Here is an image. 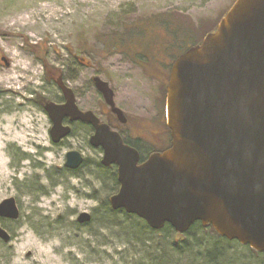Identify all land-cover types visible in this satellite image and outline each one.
<instances>
[{
	"label": "rangeland",
	"instance_id": "rangeland-1",
	"mask_svg": "<svg viewBox=\"0 0 264 264\" xmlns=\"http://www.w3.org/2000/svg\"><path fill=\"white\" fill-rule=\"evenodd\" d=\"M233 2L0 0V200L15 197L20 211L17 220L0 218L12 236L9 243L0 240V264H129L133 249L125 236L104 227L101 215H95L114 193L108 177L116 176V166L104 167L108 173L97 169L94 163L102 154L87 143L84 126L72 123V134L52 143L43 104L61 101L60 75L74 89L79 108L99 112L101 98L92 84L97 76L108 81L114 104L134 126L153 108L156 80L151 73L166 75L172 57L216 27ZM163 13L192 27L178 33L176 49H165L169 37L160 25L125 39V47L106 45L123 36L126 27ZM140 135L150 139L144 131ZM148 147L139 145L143 156ZM73 149L84 157L74 171L63 166L64 154ZM81 212L93 220L77 222ZM228 258L224 264L260 263L259 257L238 253Z\"/></svg>",
	"mask_w": 264,
	"mask_h": 264
},
{
	"label": "water",
	"instance_id": "water-1",
	"mask_svg": "<svg viewBox=\"0 0 264 264\" xmlns=\"http://www.w3.org/2000/svg\"><path fill=\"white\" fill-rule=\"evenodd\" d=\"M233 3L212 31L172 61L164 106L171 144L162 152L139 162L138 151L118 132L78 109L60 75L56 86L64 101L49 100L43 109L54 144L70 134L64 118L92 126L88 143L101 148L100 165L116 166L119 188L107 198L112 210L123 209L152 230L169 224L176 234L200 222L264 253V0ZM93 81L124 123L108 83L97 76ZM64 156L70 170L83 162L75 149ZM19 217L15 197L0 200V218ZM90 217L81 212L76 221ZM11 237L0 225V240Z\"/></svg>",
	"mask_w": 264,
	"mask_h": 264
},
{
	"label": "trees",
	"instance_id": "trees-1",
	"mask_svg": "<svg viewBox=\"0 0 264 264\" xmlns=\"http://www.w3.org/2000/svg\"><path fill=\"white\" fill-rule=\"evenodd\" d=\"M150 25H160L165 29L169 37V42L166 44L165 49H176L181 44L177 36L178 33L180 31L192 30V27L190 28L180 18L178 19L170 14H157L156 17H149V19H146L142 23L138 22L131 27H126V32L123 36L111 38L113 41H110V39L106 45L115 46L116 48L125 47L126 44H122L125 39L141 35L144 29ZM187 47L181 48V51L174 55L172 59L181 54ZM39 52L41 53V51ZM127 52L136 61V55H133L132 52ZM39 56L42 55L39 54ZM152 74L157 76L162 75L158 71ZM94 165L101 172H109L108 169L110 167L105 169L100 165L99 161H96ZM111 168L114 169L113 166ZM112 176V179H110L111 176L108 179L110 183L111 181L113 182L115 189L112 188L115 193L118 190L117 176H115V173ZM98 214L101 215L99 220L104 227L112 228L120 236H125L124 242L133 249L130 254L132 260L129 259V264H224L230 262L228 258L229 254L234 253L247 255V257L253 259L259 257V264H262L261 256H264V253L255 252L248 246L243 247L235 240L229 241L226 238H221L212 228L209 226L204 227L200 222L193 223L185 233L176 234L169 224H166L160 230H152L144 220L139 219L135 215L127 214L123 209L112 210L106 201L98 207V212H95V215ZM91 220H93L92 216L85 224H88Z\"/></svg>",
	"mask_w": 264,
	"mask_h": 264
},
{
	"label": "flooded vegetation",
	"instance_id": "flooded-vegetation-1",
	"mask_svg": "<svg viewBox=\"0 0 264 264\" xmlns=\"http://www.w3.org/2000/svg\"><path fill=\"white\" fill-rule=\"evenodd\" d=\"M79 61L82 62L83 59L81 58V60H79ZM172 61H173V59L170 61L171 63L168 66L166 75H163V73L160 70H159V74H162L161 76L160 75L157 76V75L152 74L151 78L156 80V84H155L156 85V94L154 95L155 97H153V102H152L153 108L151 110V113L148 116H144L142 118V120L137 119L134 126L130 125L131 119H129L127 114H125L124 111L118 105L114 104L115 107H118L119 109L122 110L123 115H124V119L126 121L124 123H122L120 120H118L117 115L112 111V109L109 107V105L106 103V101L102 97L101 93L95 87L93 79H92V84H93L94 88H96V90L99 94V97L101 98V102H99V105L97 108V110L99 112H96L95 110L94 111L90 110L88 108H85V109L79 108V106L77 104L75 91L73 88H70V89H72V92L74 95V100H75V103H76L78 109L81 110L82 112L83 111H91L93 114L96 115V117L98 118V120L101 123L108 124L109 128L112 131L118 132L124 143L134 147L138 151V153L140 154L139 162L146 159L153 152H162L164 149L168 148L171 144L170 130L168 129L167 124H166L165 107L164 106H165V92H166L167 82H168V78H169V74H170L169 70H170V66L172 64ZM113 97L114 96H112V98ZM113 100H114V98H113ZM63 101L64 100H63L62 95H61V101L60 102H63ZM60 102H56V103H60ZM114 103H115V101H114ZM63 123L70 125V133L72 132V126L71 125L73 123L74 125L76 124L78 126H81V127L84 126L86 128V131L89 132L88 133V139L92 134H94L92 126L90 124L85 123V122H81L79 120L69 122L68 118H64ZM136 130L144 131L146 134H148L150 136V139L145 140L141 137V135L139 136L140 131L135 134ZM88 139H87V143H88ZM140 144L150 145V147H148L146 149V150H148L147 155L143 156L142 152H140V148H139ZM96 148L102 153V150L100 147H95L94 149H96ZM83 162H84V157H83ZM82 163H81V165H82ZM81 165H80V167H81ZM110 166H115V165H110ZM110 166H108V167H110Z\"/></svg>",
	"mask_w": 264,
	"mask_h": 264
}]
</instances>
